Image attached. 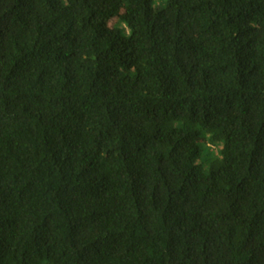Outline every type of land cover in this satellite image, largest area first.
<instances>
[{
    "label": "trees",
    "instance_id": "1",
    "mask_svg": "<svg viewBox=\"0 0 264 264\" xmlns=\"http://www.w3.org/2000/svg\"><path fill=\"white\" fill-rule=\"evenodd\" d=\"M0 264H264V0H0Z\"/></svg>",
    "mask_w": 264,
    "mask_h": 264
}]
</instances>
